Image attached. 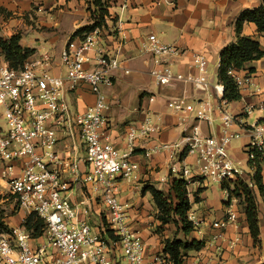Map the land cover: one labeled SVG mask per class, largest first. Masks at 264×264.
Listing matches in <instances>:
<instances>
[{"label": "built area", "instance_id": "built-area-1", "mask_svg": "<svg viewBox=\"0 0 264 264\" xmlns=\"http://www.w3.org/2000/svg\"><path fill=\"white\" fill-rule=\"evenodd\" d=\"M107 1L110 9L119 10L113 15L115 24L109 30L97 28L66 43L59 55L63 77L53 73L52 58L47 54L30 58L19 70L6 66L0 69V112L6 121L0 125V181L21 211L44 221L46 236L45 245L32 248L30 235L24 229L15 231L13 236L0 232V264H171L163 251L148 258L142 234L131 228L127 207L117 195L118 179L136 180V166L130 161L136 142L158 133L160 126L150 120L130 125L125 153H120L105 135V112L111 107L105 90L114 86L117 73L130 74L126 65L134 60L123 56L126 41L121 14L127 11L130 0ZM184 55L185 52L163 43L153 34L140 47V57L149 58V76L154 86L164 89L176 84L191 85L195 91L213 95L217 100L215 109L222 121L220 138L195 129L176 145H159L155 151L182 150L195 159L193 167L178 157L168 166L171 174L188 183L190 196L189 185L196 177L220 186L239 177L241 164L232 160L229 147L240 137L231 130L240 116L229 112L223 99V86L208 81V61L203 55H190V67L196 74L175 70ZM228 75L239 92L247 88L258 91L252 75H240L235 70ZM77 86L87 87L95 98L93 106L83 113L73 110L68 97L69 89ZM201 105L203 114L211 112L209 102ZM167 107L183 121L193 111L186 97L172 99ZM254 111L253 105H247L242 116H250ZM60 134L71 140L73 150L80 146L85 149L89 171L83 182L94 184L105 206L99 232H94L87 223L89 210L84 209V204L72 201V184L81 178L79 161L74 159L69 163L58 154ZM250 134L246 153L253 177L257 157L264 156V121L251 125ZM224 193L229 203L226 215L211 224L212 235L208 242L204 241L205 247H215L209 264H224L221 242L227 228L238 221L237 211L233 209L238 201L228 202V193ZM189 220L200 233L197 219L189 215ZM237 244V239L230 240L227 248L233 250ZM183 261L185 264V258ZM192 264H201L200 257L194 258Z\"/></svg>", "mask_w": 264, "mask_h": 264}, {"label": "crops", "instance_id": "crops-1", "mask_svg": "<svg viewBox=\"0 0 264 264\" xmlns=\"http://www.w3.org/2000/svg\"><path fill=\"white\" fill-rule=\"evenodd\" d=\"M260 5L261 0H130L127 11L121 14L122 32L126 41L123 56L134 60L126 65L130 74L117 73L114 86L105 90L111 101V107L105 112V135L120 153H125L126 132L130 125L146 120L159 123L158 133L136 142L130 157L136 166V180L118 179L116 184L119 201L127 207L131 228L142 234L148 258L163 251L162 241L166 237H163L165 232L158 235L154 230L160 225L156 220L153 221L154 214L158 212L151 194L143 193V190L153 187L167 194L173 180L181 179L169 171L168 166L172 164L173 158L178 157L192 167L195 163V159L182 150L155 153L157 147L163 144L176 145L195 129L204 135L220 138L222 121L215 109L217 100L213 95L199 93L191 85L176 84L164 89L154 86L149 76V58L140 57L141 43L153 34L163 43L185 52L175 69L183 74H196L190 67L191 54L203 55L208 61L206 77L208 79L209 73H214L216 83L208 81L217 85L220 54L226 47L235 44L239 37L235 30L237 19L243 12L252 11ZM94 10L91 0H0V38L7 40L19 35L20 46L34 50L31 58L49 55L53 62V73L63 77L59 63L60 52L77 30L92 24ZM109 13L113 19L119 10L112 8ZM108 25H112L111 21ZM240 36L256 40L264 52V35L258 33L254 24H244ZM5 66L0 50V69ZM239 72L240 75H252L258 91L255 93L247 88L240 91L239 101L228 103L229 112L235 117L240 116L231 129L240 137L231 143L229 155L235 163L241 164L238 166L239 178L251 184L252 171L246 147L251 137L250 126L257 121H264V57L247 63ZM68 97L73 110L78 113L85 112L95 101L85 86L69 89ZM181 97H186L188 104L193 106V111L185 116L184 121L167 107L169 101ZM206 102L211 104L212 109L203 114L201 103ZM247 105H253L255 111L243 117L242 112ZM158 119L161 121L158 122ZM58 138V154L69 163L74 159L79 161L81 178L72 184V201L84 204V209L89 210L87 223L94 232H99L105 206L94 184L83 182L84 175L89 171L85 162V149L80 146L73 150L71 140L63 134ZM261 170L264 185V156ZM0 185L6 188L1 181ZM189 189L191 201L196 191L202 192L199 195L200 202L192 205L189 214L199 222L200 233L194 230L187 239L208 242L212 235L211 224L224 219L226 215V195L220 185L200 177L193 179ZM254 190L258 204L260 244H254L243 207L236 202L233 209L237 211L238 221L227 228L225 239L221 242L224 264H264V195H260L256 188ZM233 239H237L238 244L230 250L227 243ZM45 244L44 238L30 240L32 248ZM214 254L215 247L206 245L199 252L188 253L185 264H192L196 257H200L201 264L212 263Z\"/></svg>", "mask_w": 264, "mask_h": 264}, {"label": "trees", "instance_id": "trees-1", "mask_svg": "<svg viewBox=\"0 0 264 264\" xmlns=\"http://www.w3.org/2000/svg\"><path fill=\"white\" fill-rule=\"evenodd\" d=\"M91 3L95 9L91 16L92 24L77 30L71 39L89 34L97 28L109 30V21L112 25L115 24V19H111L109 13L111 5L107 0H91ZM105 18H109V20L106 21ZM244 24H254L258 33L264 35V0H261V5L258 8L245 11L239 16L235 25L236 33L239 35L238 40L235 44L226 47L220 54L218 81L224 88L223 99L227 103L237 102L241 98L234 81L228 75L229 72L232 70L240 71L247 63L259 61L264 57V52L260 49L256 40L240 36ZM20 40L19 35L7 40L0 38V50L10 69L19 70L23 68L26 61L35 53L34 50L22 48ZM262 159L263 157L258 156L255 161L256 171L251 178L252 187L239 177L229 179L221 186V189L228 193V202L236 199L243 207L250 235L255 245L260 244V229L258 225L257 197L254 189L256 188L260 195H264ZM146 192H149L153 198V203L158 212L156 221L160 224V228L173 225L178 235L181 234L183 237V239L174 238L164 242L163 253L168 256V261L171 264H183V258L188 253L199 252L205 248L204 241H189L187 239L195 230L193 223L189 220V214L192 205L200 202L201 190L194 193V200L191 201L188 193V183L183 179H175L171 183L167 194L153 187H146L143 193ZM228 204L226 203V205ZM23 228L30 235V238L40 239L45 231V223L35 214H31L25 219ZM0 230L11 233L1 218Z\"/></svg>", "mask_w": 264, "mask_h": 264}, {"label": "rangeland", "instance_id": "rangeland-1", "mask_svg": "<svg viewBox=\"0 0 264 264\" xmlns=\"http://www.w3.org/2000/svg\"><path fill=\"white\" fill-rule=\"evenodd\" d=\"M30 58L27 61H29ZM6 67H8L7 63H6ZM212 74L209 73L208 79L212 80L214 83H216L217 77L214 73H212ZM0 115H1L0 116V125L3 126L6 124V121H5V118L2 116L1 112H0ZM0 187H1L0 188V218L3 219V221L7 225L8 230L11 232L9 234L13 236L15 231H17L19 229H24L23 223L29 215L24 216V214H23L24 212H22L19 209V206L16 204L15 199L9 194L8 190L6 188H2L1 185H0ZM215 187L218 189L217 185H215ZM156 216H157V214H154V216H153L154 222L156 220ZM154 230H155L156 234H158V235H162V233L165 232V235H163V237H166V239H164L162 241L163 244L165 241L172 240L174 238L183 239L182 235H180V234L178 235V232H177L175 226H173V225L166 226L165 228H162V229L160 228V225H159ZM2 231H4V230H0V232H2ZM41 238H44L46 240L45 231H44L43 236ZM31 239L36 240L35 238H32V237H31Z\"/></svg>", "mask_w": 264, "mask_h": 264}]
</instances>
